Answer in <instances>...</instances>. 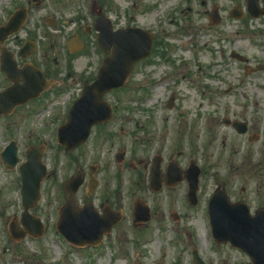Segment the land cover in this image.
<instances>
[{"label":"rangeland","instance_id":"rangeland-1","mask_svg":"<svg viewBox=\"0 0 264 264\" xmlns=\"http://www.w3.org/2000/svg\"><path fill=\"white\" fill-rule=\"evenodd\" d=\"M9 1L0 0V19ZM117 1L122 23L135 16L136 24L156 32V52L138 65L126 89L110 95L118 106L122 133L117 134L122 138L95 152L107 159L109 148L119 145L128 150V160L138 162L144 151L151 156L157 146L184 163L194 159L202 168L199 202L184 224L168 222L166 229H159L162 214L157 210L152 222L135 227L130 212L100 245L73 246L56 229L58 193L62 179L78 167L87 169L95 159L85 148L80 150L86 152L82 162L72 164L60 157L45 180L42 201L33 210L45 222V233L13 240L9 222L23 210L21 185L18 172L0 161V264H194L193 248L199 249L206 264L246 263L249 257L244 251L214 241L206 206L211 194L223 186L232 197L246 200L252 211L264 205V70L247 66L264 64V19L246 24L226 12L220 27L209 26L206 8L217 2L226 10L234 0ZM71 5L65 12L74 15L87 8L88 1L75 0ZM233 51L248 61L234 59ZM171 97L174 105L169 107ZM225 118L248 122V132L238 133L224 123ZM251 135L257 139L249 140ZM177 142L178 150L184 144L182 155L176 154ZM104 159L97 161L104 164ZM133 168L126 166L124 172ZM177 194H163L162 206H170V196Z\"/></svg>","mask_w":264,"mask_h":264},{"label":"flooded vegetation","instance_id":"flooded-vegetation-1","mask_svg":"<svg viewBox=\"0 0 264 264\" xmlns=\"http://www.w3.org/2000/svg\"><path fill=\"white\" fill-rule=\"evenodd\" d=\"M74 2L75 0H41V3L36 5L30 0H14L11 1L10 9L5 19L0 22V25L6 23L15 10L21 6H28L29 19L26 24L18 33L10 36L4 43L0 42V94L14 84L10 76L17 77L21 75L24 78H34L36 75L34 70L39 71L43 76L39 81H35L36 84L44 87L37 98L31 99L25 104H18L9 114L2 111L7 103L0 100V133H2L4 141L8 138V141L14 140L13 136L19 131L23 133L22 139L26 142L25 149L31 145L45 144L46 154L51 147H59L56 134L68 118L70 108L78 99L84 84L92 82L91 75L93 70L97 68L100 55L105 53L98 44V35L101 31L100 27L103 24V20L109 18L114 30L128 26H141L136 24L137 19L135 16L130 18V22L122 23V16L118 13L119 7L114 0H88L89 7L87 11H82L76 18L66 19L62 13V8ZM237 4L246 5L247 0H240ZM261 4L264 5V0H261ZM41 6H43L42 11L48 12L50 10L55 11L57 14L55 20L51 19V31L40 24L39 12ZM220 11L224 17L222 9ZM114 14H116V18ZM205 16L208 22H210L211 18L213 19L211 9L206 8ZM244 17H249V14L246 12ZM48 20L49 18L47 22ZM76 37L85 43L84 49L90 50L93 58L91 65L86 63L84 66L79 67L77 59H73V56L81 52L76 51L79 47L75 43ZM1 47L5 49L6 55L15 61V72L10 70L12 68L10 62L2 66L3 51ZM25 66H28V68L25 69ZM32 69L33 71H28ZM20 83H22V80ZM44 112L48 113L47 117ZM39 115L44 116L39 118L40 122L37 119ZM112 123L114 125L110 127ZM119 123L120 121L114 115L111 121L104 124L105 126L97 125L94 129L106 128L111 130L112 134H116L118 126L115 125ZM75 130L77 128L72 132ZM47 133L50 134L49 139L47 138ZM102 134L104 133L92 134V139L96 136L98 141L104 136ZM2 150L3 148L0 150V156ZM157 153L162 156L160 166L162 189L159 193L154 191L153 193L158 195L174 188L185 189L188 184L183 173V180L175 187H170L165 183V158L162 153ZM177 154H181V151ZM125 158L123 164H126ZM131 164L134 165L135 169L139 170L133 185H135V191L143 192L137 195L143 198L148 190H152L146 179L151 174L152 161L141 158L137 163L131 162ZM121 166L119 165V167ZM90 168L91 166L86 174L85 183L78 191V195L83 189L88 191L86 201H92L100 210L107 206L114 210L124 208L126 196L124 191L125 180L122 176L113 177L106 173V168H101L98 165H93ZM159 199L160 197H157L158 201ZM174 203H177L183 210L179 211V214L176 212V215L173 214L174 209H170L168 213L172 217L176 216L178 221L184 222L186 217L190 216L188 210L190 208L185 204L184 199H175ZM183 206L187 207V210ZM165 219L166 216L164 214L163 220Z\"/></svg>","mask_w":264,"mask_h":264},{"label":"water","instance_id":"water-1","mask_svg":"<svg viewBox=\"0 0 264 264\" xmlns=\"http://www.w3.org/2000/svg\"><path fill=\"white\" fill-rule=\"evenodd\" d=\"M252 7L253 5H250V10ZM26 15L25 11L17 12L7 26L1 28L0 31L5 33L13 31V28H16ZM121 31L118 34L120 38L115 40L113 55L104 59L97 80L92 85L85 87L81 98L77 100L71 111V118L69 123L65 125V129L68 130L70 126L78 124L84 130L76 135V139H72L70 146L85 141L94 124L107 121L112 117V107L104 100V94L114 87L125 85L132 73L134 64L150 53L152 33L142 29ZM235 126L238 127L239 122H236ZM240 126L242 127V125ZM242 128L240 129L242 132L246 131V128ZM7 149L12 150L14 160L11 164L14 165L17 161V150L11 146ZM31 150H28L29 156H31ZM37 166L36 161L30 160L21 167L22 196L25 208L22 221L28 230L34 227L36 234H40L41 228L32 223V215L29 212V209L35 206L41 197L40 183L46 174L45 166L42 167V170L35 171L38 169ZM189 172L191 174L190 196L192 197V195H196L198 189L200 169L196 168L193 163ZM81 181V174L78 173L66 183L69 201L60 210L61 219L58 227L74 243L98 244L103 234L111 232L112 226L118 220H109V217L102 219L92 210L76 208L73 193ZM209 213L213 236L217 241L230 240L233 245L243 248L250 255L252 263L249 264H264V209H260L255 215H251L246 203H232L224 190H218L209 202ZM149 219L148 207L145 205L142 208L136 207V224H138V220L147 221ZM35 220L39 222V219L36 218ZM15 230L13 227V233L19 237L20 234ZM22 235L24 236L25 232H22ZM194 261L196 264H203L196 251H194Z\"/></svg>","mask_w":264,"mask_h":264}]
</instances>
